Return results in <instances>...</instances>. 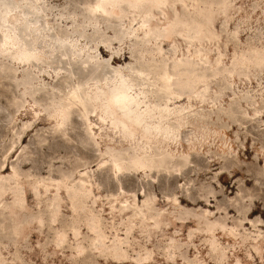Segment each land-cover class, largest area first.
<instances>
[{"label": "rangeland", "instance_id": "obj_1", "mask_svg": "<svg viewBox=\"0 0 264 264\" xmlns=\"http://www.w3.org/2000/svg\"><path fill=\"white\" fill-rule=\"evenodd\" d=\"M93 1L0 0V264H264V0H119L91 15ZM136 10L161 53L127 34ZM162 60L181 95L170 107L188 106L170 118L180 170L115 176L100 154L139 153L142 128L94 116L89 131L78 107L48 119L104 79L150 94L132 75ZM84 169L93 189L77 182Z\"/></svg>", "mask_w": 264, "mask_h": 264}, {"label": "bare ground", "instance_id": "obj_2", "mask_svg": "<svg viewBox=\"0 0 264 264\" xmlns=\"http://www.w3.org/2000/svg\"><path fill=\"white\" fill-rule=\"evenodd\" d=\"M118 1L95 0L90 3L87 2L86 10L89 14L95 15L100 12H105L107 5H113ZM141 12V10L131 12V29L126 30L127 34H133L137 38H140V40L153 41V44L156 46V51L159 54L163 49L160 47L159 42H157L158 35L155 30L147 26V20H144L147 17L145 16L147 12ZM137 17H141V20H137ZM133 23L135 25L137 24V26L133 25ZM196 52L198 53L199 51L196 50ZM12 58L20 63H29V56L25 52L13 51ZM162 61L161 65H156L154 62L155 64H148V69H136L132 75L136 80H143L147 85L149 84L155 87L154 91H150V94L145 93V91L136 92L134 83L128 82L127 79L121 76L118 79L116 77L104 79L95 88L96 91L93 96H88V91L83 92L84 96H88L87 101H84L83 96L78 95L77 91H73L71 96L67 97L65 101H59L57 103L51 102L52 105L50 104V107L52 106V110L48 114V119L54 121L56 123L55 125L58 126L63 119H66V113L71 107H78L82 111V117L89 131H93L94 127H97L96 124L92 126L91 117L94 116H98L99 123L102 124H105L107 117H110L114 127H116V124H120L124 129L129 126H139L142 128L141 139L145 140L147 148H142L139 153L125 157L119 151L108 148L100 154L97 167L107 169L115 176L127 172H153L158 174L160 172H169V169L173 171L180 170L181 165H185L187 156H182V158L178 159L176 158V152L171 149V142L174 137L173 131L175 129L170 124V118L179 116V123H181V121L187 118L186 114L188 111H185V109L188 106L176 108V110L170 107L171 103L179 101L181 95L172 88L171 73L164 66L165 60ZM151 78H153V81H150ZM129 80L133 81L130 78ZM22 106L17 105L16 108L19 109ZM97 128H100V126ZM57 131L59 129L55 130L54 133ZM151 143H155L157 147L156 153L151 150L148 151V148H151ZM166 147H170V150H164ZM77 174L79 176L77 182L83 189H93L94 183L86 169L78 170ZM60 175L62 177L60 184L63 189H67L74 182L72 173L62 171ZM5 180L17 182L18 174L16 170L13 169L12 174L7 176ZM48 180L51 181V178L49 177ZM35 182L36 187L39 189L44 191L48 189L44 178L37 179ZM8 189H11V187ZM74 198L75 196H71V202ZM126 208V205L121 204L119 211L122 212ZM138 214L144 217L141 207L134 210V216Z\"/></svg>", "mask_w": 264, "mask_h": 264}]
</instances>
